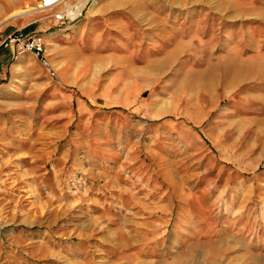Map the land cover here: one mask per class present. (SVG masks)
<instances>
[{
  "label": "rangeland",
  "instance_id": "rangeland-1",
  "mask_svg": "<svg viewBox=\"0 0 264 264\" xmlns=\"http://www.w3.org/2000/svg\"><path fill=\"white\" fill-rule=\"evenodd\" d=\"M39 8L0 0L49 64L0 89V264H264V0Z\"/></svg>",
  "mask_w": 264,
  "mask_h": 264
},
{
  "label": "built area",
  "instance_id": "built-area-1",
  "mask_svg": "<svg viewBox=\"0 0 264 264\" xmlns=\"http://www.w3.org/2000/svg\"><path fill=\"white\" fill-rule=\"evenodd\" d=\"M1 44L12 47L17 54L31 51L45 66L49 65L43 54V36L40 32L16 28L2 38Z\"/></svg>",
  "mask_w": 264,
  "mask_h": 264
},
{
  "label": "crops",
  "instance_id": "crops-1",
  "mask_svg": "<svg viewBox=\"0 0 264 264\" xmlns=\"http://www.w3.org/2000/svg\"><path fill=\"white\" fill-rule=\"evenodd\" d=\"M15 11V10H14ZM10 14V13H9ZM17 14V13H16ZM22 15V14H21ZM20 15V16H21ZM27 15H30V14H27ZM17 17L19 15H16ZM16 16H13V17H16ZM24 16V15H22ZM12 16H10L9 18H13ZM7 18V19H9ZM5 19V20H7ZM5 20H2V21H5ZM2 26V25H1ZM0 26V27H1ZM19 27H22L23 30H27L26 27H31V28H34V26L32 27V23L31 21H26L25 23H23V26H19ZM16 29V28H14ZM13 30V29H12ZM11 30H7L5 32V35H7V33H9ZM44 31V30H43ZM3 35V37L5 36ZM2 37V38H3ZM2 40V39H1ZM1 40H0V89H3L5 88V85L7 84V74L9 72V62H17L19 60V62H24L25 60H28L29 58V53L28 51L24 52V53H21V54H17V58L16 59H13L12 56H11V53L14 52V49L11 47H7V46H4L1 44ZM12 50V52H11ZM36 57V56H35ZM17 60V61H16ZM10 63V64H13V63ZM40 62V61H39ZM23 64V63H22Z\"/></svg>",
  "mask_w": 264,
  "mask_h": 264
},
{
  "label": "bare ground",
  "instance_id": "bare-ground-1",
  "mask_svg": "<svg viewBox=\"0 0 264 264\" xmlns=\"http://www.w3.org/2000/svg\"><path fill=\"white\" fill-rule=\"evenodd\" d=\"M58 1L59 0H38V3H39L40 8H43V7H47L48 5L50 6L52 4H55ZM22 15H24V14H22Z\"/></svg>",
  "mask_w": 264,
  "mask_h": 264
}]
</instances>
